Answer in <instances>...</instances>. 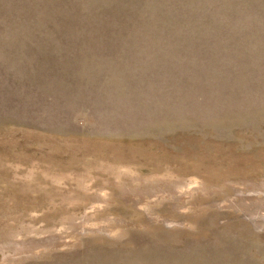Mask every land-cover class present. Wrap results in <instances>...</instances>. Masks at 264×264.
<instances>
[{
  "label": "rangeland",
  "instance_id": "374dc122",
  "mask_svg": "<svg viewBox=\"0 0 264 264\" xmlns=\"http://www.w3.org/2000/svg\"><path fill=\"white\" fill-rule=\"evenodd\" d=\"M258 199L264 0H0V264H264Z\"/></svg>",
  "mask_w": 264,
  "mask_h": 264
},
{
  "label": "bare ground",
  "instance_id": "6f19581e",
  "mask_svg": "<svg viewBox=\"0 0 264 264\" xmlns=\"http://www.w3.org/2000/svg\"><path fill=\"white\" fill-rule=\"evenodd\" d=\"M132 170H133V169H132ZM112 172H113V171H112ZM114 173H116V172H114ZM123 175H124V174H123ZM121 176H122V174H121ZM138 177H139V176H138ZM82 178H83V177H82ZM55 179H56V178H55ZM83 181H84V180H83ZM115 181H116V180H115ZM131 181H132V180H131ZM79 182H80V181H79ZM57 184H58V183H57ZM82 184H83V183H82ZM104 184H105V183H104ZM148 184H150V183H148ZM148 184H147V185H148ZM151 184H152V182H151ZM151 184H150V185H151ZM150 185H149V186H150ZM124 186H125V185H124ZM83 187H84V186H83ZM95 187H96V186H95ZM121 187H123V186H121ZM133 187H134V186H133ZM85 188H86V187H85ZM127 188H128V187H127ZM127 188H122V189H121V192H122L123 195H125V196L128 197V196H130V194H133V193H131L132 191H129ZM146 188H148V187H146ZM146 188H145V189H146ZM150 188H151V186H150ZM153 188H154V187H153ZM98 189H99V188H98ZM130 190H131V189H130ZM143 190H144V189H143ZM110 191H111V190H110ZM135 191H136V190H135ZM139 191H140V190H139ZM158 191H159V189H158ZM158 191H157V192H158ZM160 191H163V190H160ZM167 191H168V190H167ZM164 192H165V191H164ZM74 193H75V192H74ZM149 193H151V192H149ZM162 193H163V192H162ZM165 193L167 194V192H165ZM169 193H170V192H169ZM237 193H238V192H237ZM113 194H114V193H113ZM134 194H135V193H134ZM146 194H147V192H146ZM60 195H61V194H60ZM101 195H103V194H101ZM101 195H100V196H101ZM120 195H121V194H120ZM143 195H144V194H143ZM150 195H153V193H151ZM96 196H97V195H96ZM96 196H94V197L92 196V197L95 198ZM100 196H99L97 199L101 200ZM139 196H141V195H139ZM127 197H126V198H127ZM144 197H145V196H144ZM146 197H147V196H146ZM153 197H154V196H153ZM238 197H239V196H238ZM246 197H247V196H246ZM105 198H106V197H105ZM110 198H111V197H110ZM239 198H240V197H239ZM74 199H75V198H74ZM81 199H82V198H81ZM97 199H96V200H97ZM128 199H129V198H128ZM252 199H253V198H252ZM70 200H71V199H70ZM93 200H94V199H93ZM129 200H130V199H129ZM239 200H240V199H239ZM249 200H250V199H249ZM73 201H74V200H73ZM101 201H103V200H101ZM101 201H100V202H101ZM113 201H114V199H113ZM241 201H242V200H241ZM82 202H83V201H82ZM94 202H95V201H94ZM98 202H99V201H98ZM116 202H117V201H116ZM127 202H128V201H127ZM132 202H133V201H132ZM140 202H141V201H140ZM140 202H139V203H140ZM205 202H206V201H205ZM257 202H258L257 205H259L260 207H264V201H263V200L259 201V199H258ZM96 203H97V201H96ZM103 203H105V202H103ZM135 203H138V202L135 201ZM93 204H94V203H93ZM131 204H132V203H131ZM146 204H147V203H146ZM158 204H159V203H158ZM231 204H232V203H231ZM252 204H253V203H252ZM104 205H105V204H104ZM250 205H251V203H247L246 201H243L242 203L239 204V206H236V207H239V208H240V207H245V206H246V207H247V210H248L249 207H252V206H250ZM255 205H256V203H255ZM230 206H231V205H230ZM233 206H234V205H233ZM248 206H249V207H248ZM259 206L257 207V209L260 208ZM87 207H88V205H87ZM146 207H147V206H146ZM254 208H255V207H254ZM88 209H89V208H88ZM138 209H139V208H138ZM236 209H237V208H236ZM245 209H246V208H245ZM252 209H253V207H252ZM240 210H241V209H240ZM253 210H254V209H253ZM253 210H252V212H253ZM261 210H262V209H261ZM71 211H72V210H71ZM241 211H242V210H241ZM244 211H245V210H244ZM244 211H243V213H244ZM261 212H262V211H261ZM147 213H148V212H147ZM254 213H255V211H254ZM79 215H80V214H79ZM244 215H245V214H244ZM258 215H261V213L258 214ZM106 216H107V215H106ZM148 216H149V215H148ZM254 216H255V215H254ZM152 217H153V216H151V220L154 219V217H153V218H152ZM256 217H257V215H256ZM67 218H68V217H67ZM80 218H81V216H80ZM83 218H84V216H83ZM86 218H87V216H86ZM147 218H148V217H147ZM254 218H255V217H253V219H254ZM107 219H108V218H107ZM251 219H252V217H251ZM112 220H114V219H112ZM149 221H150V220H149ZM253 221H254V220H253ZM263 221H264V219H263ZM84 222H85V221H84ZM90 222H91V221H90ZM255 222H256V221H255ZM61 223H62V222H61ZM67 223H68V221H67ZM86 223L89 224L88 221H86ZM86 223H85V224H86ZM258 223H259V222H258ZM104 224H105V223H104ZM83 225H84V224H83ZM70 226H72V228H77V227H78V226H77V223L75 222V220H71V221H70ZM19 227H20V226H19ZM67 227H68V226H67ZM80 227H82V225H81ZM83 227H84V226H83ZM36 228H37V227H36ZM36 228H35L34 226H31V225L29 226V225H28V228L25 227V228H23V229H25L26 232H30V233H31V235H32L31 240H32V239L34 238V236H35V237H38V236H36V235L42 234V232H43V231H41V229H37V230H36ZM52 228H53V227H52ZM62 228H63V227H62ZM69 228L71 229V227H69ZM84 228H85V227H84ZM84 228H83V229H84ZM95 228H96V227H95ZM105 228H106V227H105ZM19 229H20V228H19ZM50 229H51V228H50ZM54 229H56V228H54ZM83 229H79V230L77 229V231H80V230H83ZM44 230H45V229H44ZM46 230H47V229H46ZM46 230H45V231H46ZM66 230H67V229H66ZM93 230H94V228H93ZM45 231H44L43 233H45ZM59 231H60V230H59ZM72 231H73V230H72ZM100 231H101V230H100ZM22 232H23V231H22ZM48 232H49V231H48ZM51 232H52V231H51ZM67 232H68V231H67ZM75 232H76V231H75ZM30 233H29V234H30ZM52 233H53V232H52ZM20 234H21L20 231H18V232H12V234H10L9 237H10V239H11L12 241H15V242H16V241L18 240V239L16 240V237L19 236ZM23 234H24V233H23ZM25 234H26V233H25ZM53 235H54V234H52V236H53ZM59 235H60V234H59ZM62 235H64V234H62ZM23 237H25V236H23ZM30 237H31V236H30ZM43 237H44V236H43ZM53 237H54V236H53ZM53 237H52V243H51V245H52V244L54 245V243H56V241L53 243ZM67 237H68V236H67ZM7 238H8V237H7ZM17 238H18V237H17ZM26 238H27V237H26ZM56 238H57V236H56ZM27 239H28V238H27ZM45 239H46V238H45ZM47 239H48V238H47ZM47 239H46V240H47ZM59 239H60V238H59ZM46 240L44 241V239H43L44 242H46ZM49 240H51L50 237H49ZM6 241H7V240H6ZM8 241H9V240H8ZM33 241H34V240H33ZM39 241H42V239L40 240V239L37 238V239H35L34 242H39ZM43 241H42V242H43ZM57 241H59V240H57ZM21 242H22V241H20V242L17 241V243H21ZM26 243H27V242H26ZM49 243H50V242H49ZM49 243L47 242L48 245H49ZM57 243H58V242H57ZM31 244H32V243H31ZM6 245H7V244H6ZM10 245H11V242H10ZM13 245H14V244H13ZM13 245H11V246H13ZM40 245H41V243H40ZM42 245H43V244H42ZM45 245H46V244H45ZM5 247H6V246H4V247H2V248L4 249ZM7 247H8V246H7ZM7 247H6V248H7ZM9 247H10V246H9ZM18 247H19V246H18ZM27 247H28V246H27ZM33 247H34V245H33ZM37 247H38V246H37ZM43 247H45V246H43ZM2 248H1V249H2ZM6 248H5V249H6ZM20 248H21V247H19V249H20ZM25 248H26V247H25ZM39 248H40V246H39ZM22 249H24L23 246H22V248L20 249V251H21ZM41 249H42V248H41ZM12 250H13V248H12ZM14 250H15V249H14ZM17 250H18V248H17ZM27 250H28V248H27ZM27 250H25V252H26ZM34 250H36V249H34ZM23 251H24V250H23ZM29 251H30V249H29ZM14 252H15V251H14ZM18 252H19V250H18ZM21 252H22V251H21ZM18 254H19V253H18ZM234 259H235V258H234Z\"/></svg>",
  "mask_w": 264,
  "mask_h": 264
}]
</instances>
